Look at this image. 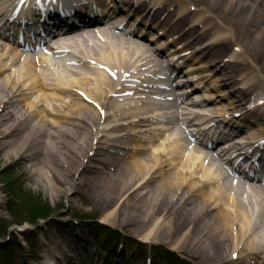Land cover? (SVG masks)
Instances as JSON below:
<instances>
[{
  "label": "bare ground",
  "instance_id": "6f19581e",
  "mask_svg": "<svg viewBox=\"0 0 264 264\" xmlns=\"http://www.w3.org/2000/svg\"><path fill=\"white\" fill-rule=\"evenodd\" d=\"M187 1L143 0L139 8L146 15L140 24L156 23L145 43L130 30L115 36L106 31L103 40L69 35L68 45L83 59L79 70L69 67L62 76L47 72L50 57L36 60L0 42V154L52 200L86 193L105 223L163 220L162 229L177 239L174 249L196 264H264V186L233 185L206 151L189 147L156 122L158 113L146 110L154 104L148 94L160 85L134 83L129 90L125 84L160 81L155 72L163 46L176 43L174 60L190 56L187 47L194 46L191 59L199 61L192 65L202 69L201 83L212 74L209 79H215L210 99L192 105L217 106L231 115L251 92L264 96V0ZM165 28L171 40L159 33ZM236 45L248 61L225 59ZM254 112L244 122L262 129L264 106L263 114ZM260 134L251 133L252 141ZM142 240L148 242V235Z\"/></svg>",
  "mask_w": 264,
  "mask_h": 264
},
{
  "label": "rangeland",
  "instance_id": "374dc122",
  "mask_svg": "<svg viewBox=\"0 0 264 264\" xmlns=\"http://www.w3.org/2000/svg\"><path fill=\"white\" fill-rule=\"evenodd\" d=\"M229 34L230 32H226L223 35ZM235 48L238 50L233 49L232 52L236 58L249 60L238 45ZM229 51L230 49L226 55ZM129 145L132 146V142ZM99 167L102 168L101 165ZM44 211L47 212L45 216L42 215ZM105 213H110V210ZM104 218V213L94 208L86 193L70 192L69 197L63 195L52 200L51 196L35 185L28 176L22 175L19 167L13 163L7 165L0 154V264H6L7 261L9 264H69L66 260H59L57 255L65 256L62 247L67 246L71 251L75 246L72 235H83L85 232L82 227L89 230L87 237L90 238L87 239L97 245L98 248L95 247L94 251L105 252L106 258L111 252L115 253L117 248L114 246L119 237L108 232V228H114L131 238L130 241L124 240V246L136 248L137 252L131 251L136 252L135 256L148 255L145 253H149L155 246L157 250L159 246L161 251L153 253L156 261L158 258H167V264H187L186 258L196 262L190 256L174 249L177 239H170L162 229L165 225L163 220H129V223L125 224L128 220H109L105 223ZM95 225L99 227L96 228ZM147 235L148 242L143 243L145 246L137 247L136 242L139 243V239H144ZM86 243L88 242L84 241L80 248H86ZM129 256L130 253H122L125 263Z\"/></svg>",
  "mask_w": 264,
  "mask_h": 264
},
{
  "label": "snow or ice",
  "instance_id": "6c2138e0",
  "mask_svg": "<svg viewBox=\"0 0 264 264\" xmlns=\"http://www.w3.org/2000/svg\"><path fill=\"white\" fill-rule=\"evenodd\" d=\"M21 2H23V0H21Z\"/></svg>",
  "mask_w": 264,
  "mask_h": 264
}]
</instances>
